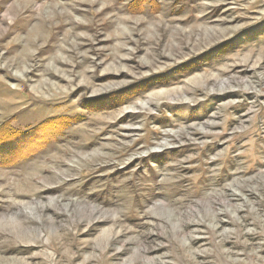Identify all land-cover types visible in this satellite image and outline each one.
Listing matches in <instances>:
<instances>
[{
  "label": "rangeland",
  "instance_id": "obj_1",
  "mask_svg": "<svg viewBox=\"0 0 264 264\" xmlns=\"http://www.w3.org/2000/svg\"><path fill=\"white\" fill-rule=\"evenodd\" d=\"M2 126L0 264H264V0H0Z\"/></svg>",
  "mask_w": 264,
  "mask_h": 264
},
{
  "label": "trees",
  "instance_id": "obj_2",
  "mask_svg": "<svg viewBox=\"0 0 264 264\" xmlns=\"http://www.w3.org/2000/svg\"><path fill=\"white\" fill-rule=\"evenodd\" d=\"M60 125V123H55V124H44L42 126L43 128V135H45V133L47 132L46 130L51 129L52 133H55L58 129V126ZM45 130V131H44ZM42 131V130H40ZM30 132H19L17 130H14V129H11L9 128L8 126H2L0 127V147L4 146L6 147L7 149V145L10 147V145H12L13 143H15V141L19 140L21 141L19 138H25L28 136ZM39 134V133H38ZM30 136V135H29ZM35 138V137H34ZM33 148L32 149H29V150H26V151H19L17 153H15V155L12 156V158H9V159H12L9 161L6 160L5 162L1 163V166H10V165H13L15 163H18V162H21V161H24L28 158H31L35 155H37L39 152L42 151L43 149V146L40 144V145H33L32 146Z\"/></svg>",
  "mask_w": 264,
  "mask_h": 264
},
{
  "label": "bare ground",
  "instance_id": "obj_3",
  "mask_svg": "<svg viewBox=\"0 0 264 264\" xmlns=\"http://www.w3.org/2000/svg\"><path fill=\"white\" fill-rule=\"evenodd\" d=\"M27 39H28V38H27ZM198 135L201 136V134H195V136H198Z\"/></svg>",
  "mask_w": 264,
  "mask_h": 264
}]
</instances>
